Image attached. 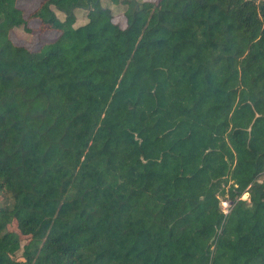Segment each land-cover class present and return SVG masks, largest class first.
Wrapping results in <instances>:
<instances>
[{
	"label": "trees",
	"instance_id": "obj_1",
	"mask_svg": "<svg viewBox=\"0 0 264 264\" xmlns=\"http://www.w3.org/2000/svg\"><path fill=\"white\" fill-rule=\"evenodd\" d=\"M18 1L0 264H264V0ZM33 18L58 32L38 49L11 38Z\"/></svg>",
	"mask_w": 264,
	"mask_h": 264
},
{
	"label": "rangeland",
	"instance_id": "obj_2",
	"mask_svg": "<svg viewBox=\"0 0 264 264\" xmlns=\"http://www.w3.org/2000/svg\"><path fill=\"white\" fill-rule=\"evenodd\" d=\"M41 1L42 0H19L18 5L24 10L25 17H28L29 14L36 7H38ZM114 20L119 22L121 26H126V17L123 14L117 15ZM79 21H85V11H82V14H80ZM39 24L40 21L38 19H30L28 25L32 30L27 31L22 27L16 28L11 32L12 40L17 44L25 45L31 49H38L42 44L53 40L57 36L55 31L40 29ZM243 198H248V194H245ZM229 201L230 199L228 197H221V207L226 209ZM9 227L13 230L21 232L17 227L16 221L12 222ZM21 235L24 240L28 238V236L25 234Z\"/></svg>",
	"mask_w": 264,
	"mask_h": 264
},
{
	"label": "built area",
	"instance_id": "obj_3",
	"mask_svg": "<svg viewBox=\"0 0 264 264\" xmlns=\"http://www.w3.org/2000/svg\"><path fill=\"white\" fill-rule=\"evenodd\" d=\"M245 194H248V193L246 192ZM245 194H244V195H245ZM244 195H243V196H244ZM231 206H232V201L230 200V201L228 202V204H227L226 209L222 207V210L224 211V213L227 214V213L230 211Z\"/></svg>",
	"mask_w": 264,
	"mask_h": 264
},
{
	"label": "crops",
	"instance_id": "obj_4",
	"mask_svg": "<svg viewBox=\"0 0 264 264\" xmlns=\"http://www.w3.org/2000/svg\"><path fill=\"white\" fill-rule=\"evenodd\" d=\"M56 32V31H55ZM57 33V35H58V32H56Z\"/></svg>",
	"mask_w": 264,
	"mask_h": 264
}]
</instances>
